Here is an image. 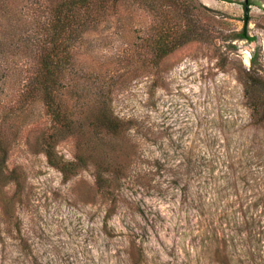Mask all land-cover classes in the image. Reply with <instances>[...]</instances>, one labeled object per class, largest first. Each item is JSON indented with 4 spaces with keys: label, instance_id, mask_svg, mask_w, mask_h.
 <instances>
[{
    "label": "rangeland",
    "instance_id": "rangeland-1",
    "mask_svg": "<svg viewBox=\"0 0 264 264\" xmlns=\"http://www.w3.org/2000/svg\"><path fill=\"white\" fill-rule=\"evenodd\" d=\"M187 1L203 37L147 66L141 41L161 16L131 10L137 69L111 104L136 121L118 142L120 179L100 185L89 164L66 180L23 138L11 148L7 166L25 178L0 187V264H264V123L240 78L264 73V1L248 7L250 41L235 37L241 4ZM157 2L170 16L182 8ZM114 26L107 15L83 34L97 62L125 47ZM56 149L73 159L72 138Z\"/></svg>",
    "mask_w": 264,
    "mask_h": 264
},
{
    "label": "trees",
    "instance_id": "trees-1",
    "mask_svg": "<svg viewBox=\"0 0 264 264\" xmlns=\"http://www.w3.org/2000/svg\"><path fill=\"white\" fill-rule=\"evenodd\" d=\"M172 2L182 8L170 16L157 0H0V187L13 182L17 191L21 188L24 173L19 166L8 168L7 159L22 138L33 152L43 153L63 179L89 164L100 185L120 179L123 154L118 142L136 121L114 114L111 104L114 90L137 69L131 10L140 4L161 16L148 27L154 34L141 41L143 66L203 37L191 17L196 5ZM126 4L128 13L123 14ZM107 15L113 16L114 33L125 47L105 64L96 60L95 41L83 34ZM242 20L235 37L253 40L247 10ZM240 78L253 122L264 123V73L242 69ZM67 138L74 141L73 159H65L56 149Z\"/></svg>",
    "mask_w": 264,
    "mask_h": 264
},
{
    "label": "flooded vegetation",
    "instance_id": "flooded-vegetation-1",
    "mask_svg": "<svg viewBox=\"0 0 264 264\" xmlns=\"http://www.w3.org/2000/svg\"><path fill=\"white\" fill-rule=\"evenodd\" d=\"M217 1H226V2H234L235 1V2H237L239 4H241V6L243 7L244 11L245 10L248 11V7L251 6V4L259 3V2L264 1V0H217Z\"/></svg>",
    "mask_w": 264,
    "mask_h": 264
},
{
    "label": "bare ground",
    "instance_id": "bare-ground-1",
    "mask_svg": "<svg viewBox=\"0 0 264 264\" xmlns=\"http://www.w3.org/2000/svg\"><path fill=\"white\" fill-rule=\"evenodd\" d=\"M247 60H248V59L246 58L245 61L247 62Z\"/></svg>",
    "mask_w": 264,
    "mask_h": 264
}]
</instances>
